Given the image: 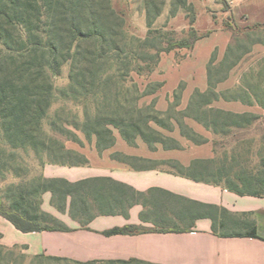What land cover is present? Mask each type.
<instances>
[{"label":"trees","instance_id":"1","mask_svg":"<svg viewBox=\"0 0 264 264\" xmlns=\"http://www.w3.org/2000/svg\"><path fill=\"white\" fill-rule=\"evenodd\" d=\"M167 1V20L182 11L188 22V31L179 39L175 38L174 31L153 28ZM141 2L147 29L144 38L127 33L125 21L113 9L111 0H0V182L10 180L0 194V216L16 230L22 233L68 231L57 219L41 210L42 195L46 192L51 194V204L59 211L65 210L67 198H70L69 214L79 222H86L95 215L117 214L102 209L120 204L115 196L117 191L123 189L130 198L137 195L133 189L110 180L108 184L102 182V190L107 189L109 193L105 196L93 194L96 180L69 183L64 179L43 177L42 168L47 164L88 165L85 156L65 145L77 140L72 130L79 131L88 143L94 138L99 153L115 144L113 130L130 146L140 139L150 149L156 144L164 149H180L177 141L167 146L162 132L154 128H164L159 116L167 115L170 105L162 112L156 109L155 99L150 104L140 103L144 97L160 91L163 83L148 82L141 91L133 76L148 78L162 54L190 51L210 32L201 34L193 28L196 15L188 0ZM245 30H248V37L258 33L255 27ZM254 44L264 43L251 41L249 49L243 45L232 48L230 41L220 61H217L216 50L213 51L206 67L207 88L204 91L194 89L186 107L178 112L221 139L233 130L249 127L258 117L250 112L224 111L215 108L214 103L222 99L264 110V57L241 73L238 84L217 91V85L246 61ZM64 65L68 66V86L58 95L61 100L80 108L81 120L73 113L64 118L55 114L52 120L48 117L56 101L52 78ZM183 86L180 83L172 93L178 106ZM188 140L197 146L208 142L193 130ZM172 169L180 176L222 186L240 196L264 197L262 158L260 165L251 169L238 163L226 167L215 158L196 159L187 167L172 163ZM89 204L99 210L91 212ZM190 204L197 206L185 207L193 210L194 219L205 217L212 221L213 233L241 234L228 225L225 210ZM241 224L249 225L246 221ZM152 230L180 233L187 228L156 225ZM141 231L144 230L127 226L104 234ZM248 235L256 237L253 230ZM15 251L20 253V259L27 257L20 248L0 246V263L7 260L6 264H15L16 260L10 259ZM30 258V264H150L136 259L77 262L49 256Z\"/></svg>","mask_w":264,"mask_h":264},{"label":"crops","instance_id":"2","mask_svg":"<svg viewBox=\"0 0 264 264\" xmlns=\"http://www.w3.org/2000/svg\"><path fill=\"white\" fill-rule=\"evenodd\" d=\"M212 30L214 31H207L211 33ZM218 34H211L197 41L191 56L182 65L167 70L165 83L156 81L162 82L164 91L171 92L172 95L181 80H189L193 75L198 77L196 83L190 78L191 90L188 92L187 89L183 103L181 95V110L188 104L194 89L204 91L207 88L206 67L213 51H217V61L224 56L230 36L221 32ZM209 40L213 42L208 43ZM247 56L258 59L264 57V44L252 45ZM243 63L231 71L228 79ZM228 79L218 84L217 88ZM155 107L162 112L168 108L160 110L157 104ZM217 108L234 113L258 112L259 109L257 106L224 101ZM195 126H198L197 130L207 132L200 125ZM77 152L85 156L88 165L47 164L42 168L43 177L64 179L69 183L96 180L93 184L95 193H92L105 196L109 193L107 189L102 190V182L108 184L110 180L133 189L137 195L130 198L123 189L117 191L115 196L120 204L102 208L113 210L117 214L95 215L86 222H79L69 214L70 198H67L65 210L59 211L51 204V194L46 192L42 195L41 210L57 219L68 231L22 233L0 216L1 247L20 248L21 253L27 257L49 256L77 262L136 259L150 264H264V197L240 196L222 186L180 176L172 169V163L187 167L196 159H212L210 142L199 146L192 144L184 151L164 149L159 144L150 149L140 139L136 140L134 146H130L120 138L111 148L100 153L95 144L94 151L87 152L80 148ZM115 155L120 158H114ZM190 203L225 210L228 225L241 234L230 236L213 233L209 218L194 219L193 210L185 208L197 207ZM89 206L88 210L91 212L99 210L98 207ZM245 221L249 225L242 226L241 222ZM156 225L186 227L187 230L180 233L154 232L152 229ZM127 226L144 231L134 234H104ZM252 230L256 237L248 235Z\"/></svg>","mask_w":264,"mask_h":264},{"label":"rangeland","instance_id":"3","mask_svg":"<svg viewBox=\"0 0 264 264\" xmlns=\"http://www.w3.org/2000/svg\"><path fill=\"white\" fill-rule=\"evenodd\" d=\"M188 2L193 5L196 15L193 28L199 33L204 34L207 30L214 29L208 37L215 33L219 35V32L227 34L230 36L232 48H235L237 45H243L250 49V42L254 40H259L264 43V29L261 30V28H264V0H188ZM111 5L113 9L123 17L125 21V30L128 34L140 38L145 37L147 29L141 0H111ZM168 9L169 3L167 1L162 14L155 21L153 28L174 31L175 38L179 39L188 31V22L184 18V13L182 11L174 18L167 20ZM253 27L256 28L258 33L256 35L252 33V35H249L251 37H248V35H246L248 30L245 29ZM231 29H233V32ZM212 42L211 40L208 41V43ZM191 52L192 50H178L162 54L155 71L148 78H138L136 75L133 76L139 89L141 91L144 90L148 82L164 81L165 83L167 70L169 69L170 71L171 68H177L182 65V63L191 56ZM218 55L220 56L219 51ZM253 56H247L243 65L235 70L226 83L217 88L218 91L228 86L238 84L241 73L248 71V68L254 65L258 60V58ZM185 68L186 66L183 68V71ZM188 70L189 68L187 71ZM191 71L192 68L190 72ZM67 76V65L62 66L59 72L53 75L52 81L55 89L56 101L49 111V120H52L55 114L64 118L66 115L72 113L78 117V120H81L80 108L72 102L61 100L58 95L60 91L68 86ZM190 78L191 81L193 79L195 83L198 80V77L195 75L190 76L189 80H181V83L184 85L182 90V103L187 89L188 92L191 90L192 85ZM171 96V92H165L164 88H162L154 95L146 96L140 101L141 104H150L152 99H155L157 107L160 110H165L166 107L170 105L168 114L159 116V119L164 123V128L154 126L155 129L162 132L163 137L166 139L165 143L167 146L174 144L171 141H177L180 149L185 151L193 144L188 140L192 130L196 133L201 131L199 134L202 139L211 143L213 150L212 158H215L217 162H221V164H224L226 167L238 163L239 165L242 164L248 169H251L260 165L261 158L264 160V110L259 108L258 112L256 110L252 111L251 113L258 118L253 120L249 127L240 131L233 130L229 136L221 139L213 136L210 132L205 133L202 130H197L198 126H195L196 124L193 121L185 119L184 115L178 112L181 110V106H178L177 101L174 102ZM219 101L220 102L214 105L215 108L221 106L223 100L220 99ZM182 106L184 105L182 104ZM68 128L72 130L70 127ZM72 132L75 133L77 140L75 142L69 141L65 143L66 147L72 148L75 151H79L80 148L87 152L94 151V138L91 143H88L79 131L72 130ZM113 133L116 137V141H120L117 131L113 130ZM9 182V179L0 182V194L3 193V190ZM10 259L16 260L15 264L31 263L30 257L20 259V253L18 251H15ZM7 262V260L2 261L0 264H6ZM34 264L38 263L34 262Z\"/></svg>","mask_w":264,"mask_h":264}]
</instances>
